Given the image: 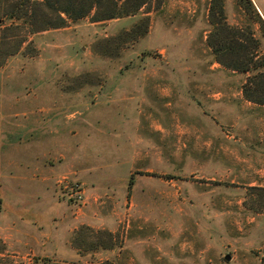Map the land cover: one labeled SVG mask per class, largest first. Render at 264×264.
Here are the masks:
<instances>
[{"label": "rangeland", "instance_id": "obj_1", "mask_svg": "<svg viewBox=\"0 0 264 264\" xmlns=\"http://www.w3.org/2000/svg\"><path fill=\"white\" fill-rule=\"evenodd\" d=\"M251 2L152 0L37 34L0 10V264H264V105L208 44L250 35L264 70Z\"/></svg>", "mask_w": 264, "mask_h": 264}, {"label": "trees", "instance_id": "obj_2", "mask_svg": "<svg viewBox=\"0 0 264 264\" xmlns=\"http://www.w3.org/2000/svg\"><path fill=\"white\" fill-rule=\"evenodd\" d=\"M245 1L248 5H252L251 0ZM151 2L152 0H44L42 2L18 0L13 4H9L12 3L11 0H0V6L15 8L14 10L0 8V10L3 9L11 15L8 16L10 21L25 20L26 24L34 27L31 33L37 34L46 30L64 27L67 19L63 15L74 19V21L92 16L96 22H107L134 16ZM27 10L33 13L30 14ZM261 23V31L264 36V22L261 20ZM144 25H148V22L142 24V27ZM142 27L133 28L130 32L135 34V39L138 36L136 34L146 35L148 30ZM217 31L210 32L208 38L209 48L217 56L216 62L235 72L253 74L248 77V81L243 88L244 97L247 101L256 105H264V81L263 83L256 81L257 78L262 77L264 79V70H258L254 52L245 46V41L254 42L255 44H258V42L253 40L250 35L240 34L238 30H228L229 37L220 38L218 41L215 40L214 43L211 39ZM240 36L241 38H239ZM129 37L132 38V36ZM221 56H230L232 62H224ZM108 236L111 238L110 235Z\"/></svg>", "mask_w": 264, "mask_h": 264}, {"label": "built area", "instance_id": "obj_3", "mask_svg": "<svg viewBox=\"0 0 264 264\" xmlns=\"http://www.w3.org/2000/svg\"><path fill=\"white\" fill-rule=\"evenodd\" d=\"M63 192L68 200L76 203L83 204L85 202V188L80 182H64Z\"/></svg>", "mask_w": 264, "mask_h": 264}, {"label": "crops", "instance_id": "obj_4", "mask_svg": "<svg viewBox=\"0 0 264 264\" xmlns=\"http://www.w3.org/2000/svg\"><path fill=\"white\" fill-rule=\"evenodd\" d=\"M36 162V161H35ZM50 170H52V168H50ZM50 170L46 169L44 175H43V181H45V183H47V185L50 183V178H49V174H50ZM48 171V172H47ZM131 181V180H130Z\"/></svg>", "mask_w": 264, "mask_h": 264}, {"label": "water", "instance_id": "obj_5", "mask_svg": "<svg viewBox=\"0 0 264 264\" xmlns=\"http://www.w3.org/2000/svg\"><path fill=\"white\" fill-rule=\"evenodd\" d=\"M229 259H230L229 256H227V257H226V260L229 261Z\"/></svg>", "mask_w": 264, "mask_h": 264}]
</instances>
